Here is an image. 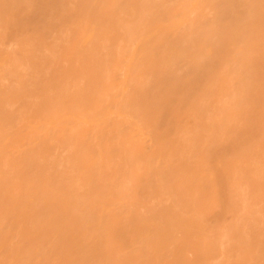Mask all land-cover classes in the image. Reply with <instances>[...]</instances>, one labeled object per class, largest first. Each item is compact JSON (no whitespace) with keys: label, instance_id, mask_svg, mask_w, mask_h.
<instances>
[{"label":"bare ground","instance_id":"6f19581e","mask_svg":"<svg viewBox=\"0 0 264 264\" xmlns=\"http://www.w3.org/2000/svg\"><path fill=\"white\" fill-rule=\"evenodd\" d=\"M0 264H264V0H0Z\"/></svg>","mask_w":264,"mask_h":264}]
</instances>
